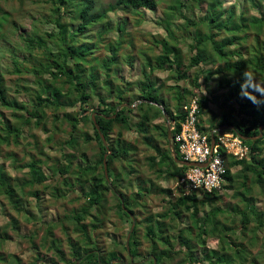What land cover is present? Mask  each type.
Instances as JSON below:
<instances>
[{
	"label": "trees",
	"instance_id": "1",
	"mask_svg": "<svg viewBox=\"0 0 264 264\" xmlns=\"http://www.w3.org/2000/svg\"><path fill=\"white\" fill-rule=\"evenodd\" d=\"M50 1L51 14L47 21H50L57 29V35L53 31L46 33V37L51 39V41H47L37 33H33L29 37L19 34L25 46L21 48L16 46L13 48L14 50L7 51L15 64V72L18 74L24 73V70L18 61L15 50L24 49L31 57V52L38 49L42 58L31 63L29 67L30 73L36 77L38 86V91L33 93L30 102L22 104L16 100L7 99L6 89L0 82V105L13 110L17 121V124H12L5 119L4 114L0 111L2 125L0 145H19L20 137L24 135L23 127L30 126L32 123L36 128H41L45 133H48L49 130L46 128L44 120L46 111H52L51 132L53 133L50 132L51 136L46 138V144L50 145L55 142L56 134L60 133L63 128L66 129L67 136L58 143L59 146L61 145V160L51 165L49 162L52 158L49 159L48 155L46 161L31 156L26 164L27 174L30 176L27 183L31 186L39 185L47 182L52 176L60 175L63 186L67 188L64 192L69 193L76 187L81 188L87 203L79 214H75L71 218L76 227L81 228V235L88 236L86 226L80 225L81 221L86 218L91 208L100 205L108 191L116 194L119 215L126 217L129 222L132 221L131 217L136 215L134 209L138 207L139 197L144 198L150 192H157V194L168 197L167 210L158 214L160 215L159 220L152 215L143 220L147 226L145 237L149 241L147 252H140V242H138L137 236L135 237L137 226L135 222L128 242L129 252H127L125 242L118 251L115 246L119 242L114 241L113 243L116 244H113L114 249L112 248L110 251L112 253L109 257L101 249H97L98 253L87 254L89 250H82L72 243L73 263L79 261V264H111L112 259L117 260L120 257L123 258V264H153V260H155V264H168L169 261L179 257L182 262L190 263L244 264L249 262L250 253L247 247L232 240V237L237 236L230 222L239 217L240 237L237 238L245 237V232L253 220H255L254 228L256 230L264 229V211L256 207L253 197L247 196L250 192L249 184L257 186L260 195L264 196V128L261 130L260 138L254 141H243L244 146L248 148V157L237 159L221 151L227 163L222 189L236 188L234 196L239 198L243 205L241 207L229 204L227 209L211 207L214 200L217 199L214 197L215 191L201 192L200 195L196 192L186 195L180 192L179 197L173 198L170 189L158 187L153 183V180L144 178L140 171L133 167L132 156L136 145L126 141L123 138V133L129 131L136 133L137 139L140 138L145 148L152 152L146 158L149 169L154 171L157 178L163 177L172 182L180 179L187 168L174 162L168 148L165 124L154 122L159 119L166 122L162 109L169 120L174 122L172 136L180 131L184 117L182 107L187 103L188 98L195 96L198 98L199 104L197 127L203 134L210 138V133L213 130H218L223 126H233L234 130L228 131H232L235 135L247 138L256 137L259 134V127L264 126V107L261 106L262 102L259 100L261 96L264 97V91L256 89L255 85L256 73L264 78V43H259L257 38H253L255 44L246 50L241 48L230 50L229 48L236 45L246 46L253 31L257 34H264V6L262 4L264 0H246L248 6L258 13L257 16H248L249 18L245 15L247 10L241 9L237 16L234 6L226 9L223 7L222 0H172L164 12V19L159 22L167 38L155 41L161 45V53L156 57L154 65L150 61L148 62V72L145 67L142 69L143 79L137 80L138 93L132 97L130 95L134 83L128 82L124 86L125 89H121V85H116L111 80V77L114 76L120 83L122 78L117 75V71L113 70L112 72L108 65H103V67L97 65L99 62L105 64V60H99L94 55V51L99 49L98 45L103 41L106 31L102 28L97 30L95 43L88 44L85 41L86 44L76 45L80 33L91 25L96 26L100 22L102 23V20L106 18L105 11L88 16L94 8L93 0ZM158 5L159 0H116V6L125 12L155 11ZM182 8L188 10V13L194 9H200L204 13V18L195 20L194 14L186 16L187 14H182ZM110 9H112L111 6L107 10ZM9 15L3 13L0 8V39L6 42H8V38L2 33V28L8 22ZM179 18L183 19V24L174 23ZM76 19H80L81 24L76 31H69L70 21ZM13 25L12 33L17 31V27L15 24ZM124 27L125 24L119 23L117 30L121 32ZM192 27H194L193 30H191ZM186 40L191 41L189 45L191 54L187 63H184V54L179 46ZM52 41H54L56 50H53L48 44ZM106 49L111 52L110 57L115 60L118 48L110 46ZM88 52L91 54V58L88 56ZM246 54H249L247 59L245 58ZM234 56H237L238 59L232 60ZM24 60L27 62L28 58L23 57L21 63ZM132 62L133 58H129L127 63L131 66ZM219 62H223V65L218 64ZM85 63L89 65L88 70L83 67ZM215 64L218 65L213 69ZM154 70L173 72L176 80L174 85L165 88L162 84L152 80L151 76ZM215 76H218L219 80L221 79L217 86L227 89L221 99L213 94L211 81L215 80ZM100 78L104 79L100 81ZM181 80L187 82L190 85L189 88L187 86L180 88L177 83ZM163 88L165 91L176 89L174 108H171L168 100L162 98ZM103 92H105V96ZM94 98L97 100L96 105L93 104ZM135 102L136 104H134ZM123 104L128 107H122L117 111L115 118H111L115 114L116 108ZM211 104H218V112H214L210 108ZM132 105L134 107H131ZM74 107L76 108L75 112L66 110ZM93 113H96V124L111 151V154L106 158L107 180L103 173V155L107 150L92 121ZM107 117L110 118L107 119ZM204 121L207 122V127L204 126ZM82 123L90 124L93 130L92 136L82 131ZM114 129H116V133L114 138H111L110 135ZM160 140L163 141L165 147L161 146ZM80 141L86 144L92 141L96 142L99 153L94 163L88 162L85 152H80L77 156L67 153L66 148L74 149L77 152ZM34 146L37 148L38 144L34 143ZM174 149L180 159L181 156L175 143ZM40 152H42V148L37 149V153ZM77 158H80L82 163L77 165L71 173L73 161ZM62 161H65V164H62ZM44 166L50 170V177L43 173ZM234 167H239L235 174L231 171ZM127 174L130 176L128 182L137 181V191L130 198L116 187L122 176ZM70 175H74L75 178L71 180ZM11 182V177L0 166V195H4L13 209L18 212L23 204L22 198ZM86 184H90L87 191L85 190ZM44 188L47 186L45 185ZM54 191L61 195L58 188ZM142 191H146V193L143 194ZM40 193L39 190H35L30 195L39 200ZM218 199L224 202L221 194ZM121 200L128 212L122 209ZM126 203H129V207H126ZM207 204L211 209L200 216V206ZM98 210L101 211L100 208ZM184 213H188L186 218L189 222L186 226L178 229L172 241L166 235L165 231L168 225L164 220L168 219L171 225L174 222L175 226L176 221L183 224ZM224 215L228 217L223 224L219 217ZM11 225L12 228L17 227L15 221ZM92 227L96 228L97 225L93 223ZM51 230L52 228L47 231L49 236H51ZM255 231L253 239L249 241L250 246H253L257 239ZM212 236L217 237L219 246L217 250L205 248L206 237ZM5 237L6 232L3 234L0 232V242L6 239ZM159 244L164 247L160 248ZM59 246L52 244V248L60 259L64 260L63 252ZM146 258L148 259L146 260ZM141 260L144 262L140 263ZM1 261H3V257L0 255ZM182 262L180 261L178 264H182ZM250 262L254 264L253 261Z\"/></svg>",
	"mask_w": 264,
	"mask_h": 264
},
{
	"label": "rangeland",
	"instance_id": "2",
	"mask_svg": "<svg viewBox=\"0 0 264 264\" xmlns=\"http://www.w3.org/2000/svg\"><path fill=\"white\" fill-rule=\"evenodd\" d=\"M222 1L223 7L226 9H229L230 7L232 8L234 6L235 14L237 16L241 9L247 10V14H245L247 17L257 16L258 14L256 10L248 6L246 0ZM93 2L94 8L89 12L88 16L105 11L106 18L102 20V23L100 22L96 26L91 25L84 32L80 33L79 37L77 38L78 43H76V45H81V43L86 44L85 41H87L88 44L95 43L97 40V30L102 28L104 31H106L103 41L98 45L99 49L94 51V55L98 57L99 60H105V64L99 62L97 65L102 67L103 65H108V67L110 66L112 72L113 70H116L117 75L122 78V80L119 78V83L118 79H116L114 76L111 77V80L112 82H115L116 85H121V89H125L124 86L128 82L134 83L132 94L130 95L132 97L138 93V86L136 85V82L137 80L143 79L141 73L142 69L145 67L148 72V62L150 61L151 64L154 65L156 63V57L161 53V45L155 41L167 38V35L159 22L164 19V12L167 10L169 3H172V0H159L158 8L155 11L138 12H125L121 10L118 6H116V0H93ZM262 4L264 6V1ZM109 6H111L112 9L107 10ZM0 8L3 13L10 14L8 17V22L2 28V33H4L6 38H8V42L0 39V82L6 89L7 99H13L19 103L25 104L30 102L33 97V93L38 91L36 77L30 73L29 67L31 63H34L36 60L38 61L42 58L40 50H33L31 52V57H29L28 53L25 52L24 49L15 50L18 61H20L19 63L22 64L24 70V73L22 74L15 72V64L13 63L12 58L10 54L7 53V51L14 50L13 48L16 46H19V48L25 46L24 42L19 37V34H24L25 36L29 37L32 36L33 33H37L39 36L44 37L47 41H51V39L46 37V33L52 31L54 34L57 33V29L54 27V25L50 23V21H47L50 19L49 16L51 14V1L0 0ZM181 12L182 14H187L186 16L194 14L193 16L195 20L204 18V13L200 9H194L192 12L188 13V10L182 8ZM70 19L72 20L73 18L71 17ZM183 22V19L180 18L174 21V23L177 24H183ZM119 23L125 24V27L121 32L117 30ZM13 24H15V27H17V31L14 33H12L14 26ZM80 24V19L70 21L68 30L76 31ZM193 29L194 27H192L191 30ZM205 30L206 29L204 28V31ZM251 35L252 36L249 37L246 46L236 45L235 47L232 46L229 49L234 50L241 48L246 50L255 44L253 38H257L259 43H264V34H257L255 31H253ZM54 41L48 44L53 50H56L57 48L54 45ZM190 43L191 41L186 40L179 46L182 50V53L184 54V63H187L191 54L189 53ZM110 46L118 48L117 58L115 60L110 57L111 52L106 49ZM248 55L249 54H246V59L248 58ZM88 56L91 58V54L89 52ZM23 57L28 58V61L26 62L24 60L21 63V59ZM129 58H133L131 66L127 63ZM236 59H238L237 56L232 58V60ZM218 64L223 65V62H219ZM218 64H215L213 69H215ZM83 67L88 70L89 65L85 63ZM174 76L175 74L171 71L154 70L152 72L151 79L155 80L159 84H162L165 88H168L174 85L176 81ZM214 78L215 80L211 81L214 90L213 94L221 99L223 94L227 92V89L224 87H218L217 83L218 81L220 82L221 79L219 80L218 76H215ZM103 79L104 78H100V81ZM177 84L180 88L186 86L189 88L190 86L183 80L179 81ZM255 85L256 89L264 91V78H262V76L257 73L255 76ZM174 92L176 93V89L165 91L164 88L161 92L162 98L169 101L171 108H174L175 105ZM103 94L105 96V92H103ZM191 98H188L187 102H189ZM259 100L262 102L261 106L264 107V97L261 96ZM136 102L134 104H136ZM96 103L97 100L94 98L93 104L96 105ZM210 108L214 112H218V104H211ZM66 110L75 112L76 108H67ZM0 111L4 114L5 119L9 120L14 125L17 124V121L13 115L15 113L13 110L6 109L0 105ZM52 120L53 113L52 111L47 110L44 124L49 130L48 133H45L41 128H36L32 123L30 126L25 125L23 127L24 135L20 137L19 145H0V166H2L6 174L11 177V183L17 189V193H19L23 203L20 207V211L17 212L13 209L6 197L4 195H0V232H2V234L3 232H6V239L0 242V255L3 257V261H1L0 264H72V243L76 244L82 250H89L87 254H92L94 252L98 253L97 249H101L104 251V253H106V256L109 257L112 253L110 251L113 248V244H116L113 243L114 241L119 242V244L115 246V249L120 251L133 223L132 221L129 222L126 217H121L119 215L117 209L118 199L116 198V194L108 191L100 205L91 208L86 218L81 221L80 225L83 224L86 226L88 236L81 235V228L76 227L72 221L73 219H71L75 214H79L87 203V200L83 197L81 188L76 187V191L72 190L69 193L64 192L67 188L63 186L60 175L50 177L49 175L51 172L46 166L43 167V173L50 177L47 182L39 185L36 184L34 186H31L27 183V181L30 179V176L27 174L28 169L26 164L29 162L31 156H35L37 159L46 161V156L48 155L49 159L52 158L49 162L51 165L56 161L61 160V145L59 146L58 143H60L67 136V131L65 128H63L60 133L56 134L55 142L47 145L46 138L51 136L50 132L52 131ZM154 122L165 124L166 126V122L164 123L161 119ZM203 124L205 127H207L206 121H204ZM1 128L2 125L0 123V129ZM81 129L84 133H87L91 136L93 135V130L89 123H82ZM115 133L116 129H114L113 133H111V138H114ZM123 138L126 141L136 145L132 156L134 160L133 167L139 170L144 178L153 180V183L158 187L170 189L172 192L171 197H179L181 190L176 186V182L167 181L163 177L157 178L154 171L149 169L146 158L150 156L152 152L145 148L140 138L137 139L136 133L133 131L124 132ZM34 143L38 144L37 148L34 146ZM159 143L162 147H165L162 140H160ZM38 148H42V152L37 153ZM66 151L68 154H74L75 156H77L80 152H85L90 164L97 160L99 153V149L95 141H92L89 144L82 143L80 141V147L77 152L70 148H66ZM245 157H248V155ZM80 163H82L80 158H77L73 161V166L70 170L71 173H73L75 167ZM62 164H65V161H62ZM238 170L239 167H234L231 169L232 173L234 174L238 172ZM97 172L99 173V170ZM128 175L129 174L122 176L121 181L118 182L116 187L122 192H125V194L130 198V196L135 194L137 191V181L135 180L134 182H128L130 179V176ZM70 176L72 178L71 180L75 178L74 175ZM45 185L47 188H44ZM89 185H85L86 191L89 189ZM249 187L250 192L247 196L253 197L256 207L259 210L264 211V196L260 195V191L257 186L249 184ZM56 188L61 191V195L55 193L54 190ZM35 190H39L41 192L39 195V200L30 195V193ZM235 190L236 188L221 189L220 194L222 195L224 202L218 199L220 196L219 192H215L214 197L217 199L214 200L211 207H215V209L216 207L227 209L229 204L242 207L243 205L240 199L234 196ZM144 193H146V191L143 192V194ZM198 194L200 195V193ZM133 199L135 198L133 197ZM167 200L168 197L157 194V192H150V194L144 198L139 197L138 207L134 209L136 215L133 216V219L134 226L135 222L137 224L135 237L137 236L138 242H140V252L142 253H145L149 250V241L145 237L147 226H145L143 220L150 215L159 220L160 215L158 214H162L165 212V210H167ZM126 207H129V203H126ZM211 207L208 204L205 206H200L199 215L201 216L204 212H209ZM98 208H100L101 213L99 212ZM125 209L127 210V208ZM94 216L98 217V219H96ZM184 216L183 224L180 221H176V226L174 222L171 225L169 224L168 219L164 220L165 224L168 225L165 232L170 240L173 241V236L177 234L179 228L188 224L189 221L186 218L188 217V213H184ZM227 217L228 216L226 215L221 216L219 217V220L224 224ZM238 219L239 217H236L233 222H230V224L231 227H233V230L236 232V236L240 237ZM13 221L16 222V228H12L11 224ZM254 221L255 220L251 222L249 229L245 232V237H232V240L235 243H241L249 250V262L244 264H251L250 261H253L254 264H264V229L256 230L254 228ZM92 222L97 225L96 228L92 227ZM50 228H52L51 236L47 234V231ZM254 231L257 233V239L255 240L254 245L250 246L249 241L253 239ZM205 240V248L208 250H217L219 248L216 236L206 237ZM52 244H55L56 246L60 245L59 248L63 252L64 260L60 259L59 255L52 248ZM159 247L163 248L164 246L160 245ZM132 252H134V250H132ZM200 258L201 256L199 259ZM113 260L115 259H112L110 263ZM180 261L182 262L181 258L179 257L169 261L168 264H178ZM76 263L79 264V261H76L73 264ZM182 264H207V262L190 263L188 261H183Z\"/></svg>",
	"mask_w": 264,
	"mask_h": 264
},
{
	"label": "built area",
	"instance_id": "3",
	"mask_svg": "<svg viewBox=\"0 0 264 264\" xmlns=\"http://www.w3.org/2000/svg\"><path fill=\"white\" fill-rule=\"evenodd\" d=\"M183 121L180 131L173 136V143L177 144L180 160L204 164L205 167H186L183 175L176 181L183 194L192 192H219L224 183L227 168L224 151L237 159L248 155V148L243 140L232 131L213 130L214 144L208 135L203 134L197 127L199 117L198 98L193 97L182 107ZM173 129V126H172Z\"/></svg>",
	"mask_w": 264,
	"mask_h": 264
},
{
	"label": "water",
	"instance_id": "4",
	"mask_svg": "<svg viewBox=\"0 0 264 264\" xmlns=\"http://www.w3.org/2000/svg\"><path fill=\"white\" fill-rule=\"evenodd\" d=\"M157 105L159 108H162L160 105L158 104H155ZM122 107H128V105L126 104H123L121 106H119L118 108H116L115 110V114L111 117V118H115L116 116V113L119 109H121ZM131 107H134V105H132ZM162 113H163V116H164V119L166 121V132H167V142H168V148L170 150V153H171V156L174 160V162L180 166H184V167H192V166H197V167H205L207 163H204V164H199V163H193V162H186V161H182L180 160L178 157H177V154H176V151L174 149V143H173V136H172V126L174 125V122L173 121H170L167 114L165 113V111L162 109ZM95 115L96 113H93L91 115V118H92V121L95 125V128L99 134V137L102 141V144L104 145L105 149L107 150L106 153H104L103 155V173H104V176L106 178V180L108 179V176H107V165H106V158L109 154H111V151L109 150V147L107 146V143L105 141V138L104 136L101 134L97 124H96V121H95ZM110 117H107V119H109ZM264 126H260L259 127V134L256 136V137H250V138H247V137H242V136H239L241 140H251V141H254L258 138L261 137V130ZM225 130H234V127L233 126H223V127H220L217 131H225ZM210 141H211V147L213 146L214 144V137L213 135L210 136ZM121 207L122 209L125 211V212H128L125 207H124V204H123V201L121 200ZM129 216H131L129 213H128ZM132 218V217H131ZM132 225L130 227V230L126 236V240H125V245H126V248H127V252H129V238H130V235H131V232L133 231V228H134V219L132 218ZM130 259L132 260V257H130ZM148 258H146L147 260ZM78 263V262H77ZM76 263V264H77ZM112 264L114 263H118V264H123V262L121 260H113L111 262ZM141 263H143L141 261ZM153 264H155V260H153Z\"/></svg>",
	"mask_w": 264,
	"mask_h": 264
},
{
	"label": "flooded vegetation",
	"instance_id": "5",
	"mask_svg": "<svg viewBox=\"0 0 264 264\" xmlns=\"http://www.w3.org/2000/svg\"><path fill=\"white\" fill-rule=\"evenodd\" d=\"M118 260H121L122 262H124L123 258H121V257ZM124 260H125V257H124ZM141 261L144 262V260H141ZM141 261H140V263H141ZM114 264H118V263H114Z\"/></svg>",
	"mask_w": 264,
	"mask_h": 264
},
{
	"label": "clouds",
	"instance_id": "6",
	"mask_svg": "<svg viewBox=\"0 0 264 264\" xmlns=\"http://www.w3.org/2000/svg\"><path fill=\"white\" fill-rule=\"evenodd\" d=\"M225 131H227V130H225Z\"/></svg>",
	"mask_w": 264,
	"mask_h": 264
}]
</instances>
